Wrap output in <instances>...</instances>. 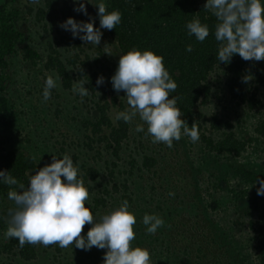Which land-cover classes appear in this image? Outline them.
Masks as SVG:
<instances>
[{
  "label": "trees",
  "instance_id": "obj_1",
  "mask_svg": "<svg viewBox=\"0 0 264 264\" xmlns=\"http://www.w3.org/2000/svg\"><path fill=\"white\" fill-rule=\"evenodd\" d=\"M89 2L85 0L86 8L100 21L94 5L101 0ZM103 2L109 12L119 10L122 14L114 29H102L103 38L113 47L110 55L101 42L89 47L59 26L69 17L83 21L80 12L74 11L78 6L74 0H39L24 10L16 6L18 0L0 3V170L27 186L29 176L39 170L27 145L58 144V154L65 152L68 140L76 136L73 143L81 149L72 158L92 197L94 217L99 220V210H114L128 200L137 217L132 245L147 248L152 264H264V195H257L260 185H254L264 179V66L257 69L256 61H245L239 54L228 64L217 61V20L204 9L206 0ZM25 17H31L47 36L43 49L35 48L22 30ZM194 18L209 26L210 34L202 43L186 29V23ZM189 44L191 52L186 51ZM132 48L163 56L178 85L170 98L179 97L177 107L189 127L194 122L198 125V142L182 136L172 148L159 143V151L152 155L148 151L156 149L146 136V124L144 132H136L133 121L115 119L117 112L129 106L125 105V93L113 89L111 77L119 56ZM35 71L42 82H35ZM44 72L59 77L66 98L65 106L57 104L53 112L52 103L42 97ZM248 75L252 79L243 82ZM100 76L105 82L97 86ZM88 78L84 87L90 94L83 101L78 94L73 96L84 107L91 104L92 111L83 112L69 96L74 81ZM26 88L31 89L24 96ZM58 97L53 89L49 101ZM73 109L79 114L71 118L76 123L73 134L58 131L52 142L57 118L64 110L71 114ZM30 113L33 119L29 120ZM136 119L141 123L138 116ZM249 120L253 137L243 131ZM19 131L28 132L16 135ZM251 145L258 149L249 151ZM9 190L0 182V264H104L107 249L93 247L80 253L71 246L25 244L20 248L18 239H5L7 212L14 207L7 196ZM170 192L175 195L169 196ZM145 213L157 214L165 221L155 235L146 233L142 223ZM243 230L248 231L244 238L234 240L231 232L245 233ZM72 253L82 258L72 260Z\"/></svg>",
  "mask_w": 264,
  "mask_h": 264
},
{
  "label": "clouds",
  "instance_id": "obj_2",
  "mask_svg": "<svg viewBox=\"0 0 264 264\" xmlns=\"http://www.w3.org/2000/svg\"><path fill=\"white\" fill-rule=\"evenodd\" d=\"M31 3H39V0H31ZM74 3L78 5L74 11L88 15L85 0H74ZM87 3H90L89 0ZM94 6L98 8L100 18L98 28L92 18L89 22H78L69 17L59 26L86 45L98 46L103 35L101 29H114L121 23L122 14L119 10L109 12L103 0ZM204 9L217 20L214 35L218 42V62L228 64L235 54L245 61H264L262 0H206ZM186 29L189 36H195L201 43L210 34L209 26L198 18L187 22ZM192 50L191 44L186 46V51ZM119 57L111 83L117 93H125L129 107L117 112L115 119L131 123L138 116L143 123L137 124L135 131L144 132L146 124V136L151 137V142L163 143L168 148H172L174 141H180L182 136L189 137L192 143L198 142V125L194 122L189 127L177 107L179 97L170 98V93L176 92L178 85L165 67L163 56L152 50L132 48ZM79 71L83 73L82 68ZM58 79V76L54 78L53 74L46 73L42 92L44 102L51 98ZM251 79V75L245 76L243 82ZM88 82L89 78L73 82L71 90L81 97V101L90 94V90L84 87ZM104 82L103 76L96 80L97 86ZM78 173V165L67 153L62 158L52 155L50 164L29 176L27 186L8 171L0 170V182L9 186L7 196L14 203V207L7 212L8 227L4 238L18 239L20 248L30 244L44 247L58 245L62 249L75 245L85 251L93 247L107 249L104 264H152L147 248L132 245L136 239L134 225L137 221L134 212L130 211L128 200H123L117 208L97 220L90 207H86L89 190ZM256 183L260 185L257 195H264V179L254 181V185ZM174 195L169 193V196ZM142 223L146 226V233L151 235L165 226L164 219L157 214L145 213ZM86 224L92 227L85 237L82 232Z\"/></svg>",
  "mask_w": 264,
  "mask_h": 264
},
{
  "label": "rangeland",
  "instance_id": "obj_3",
  "mask_svg": "<svg viewBox=\"0 0 264 264\" xmlns=\"http://www.w3.org/2000/svg\"><path fill=\"white\" fill-rule=\"evenodd\" d=\"M1 2H3V0H0V3ZM262 3H264V0H262ZM16 6H19V9L24 10L25 9V6L34 7L35 4L34 3H31V0H18V3L16 4ZM87 12H88V15H84L83 12H80L81 16H83L82 20L84 22H89L90 21V18H92V20L94 21V26L98 28L100 26L99 21L98 20H95L93 18V16H92L93 13H91V11H88V8H87ZM22 23H23L22 30H26L27 36L32 38V42L34 43L35 48H39L40 47V49H43L44 48L43 45L47 41L46 40L47 39V36L42 31L41 27L38 26V25H36V24H34V22L32 21V18L31 17H25V20L22 21ZM101 32L104 35V31L102 29H101ZM103 35H102V39H101L102 48L104 49V51L107 54L110 55L111 53H109V51H113V47L111 46V44H110V42H109L108 39L103 38ZM87 46L90 47L91 44H89ZM93 46L94 45H92L91 47H93ZM90 51L91 50L88 49V52L89 53H90ZM117 57L118 56H115V58H117ZM255 65H256L257 69H259L261 66H264V61H256ZM117 67H118V65H117ZM117 67H116V69H117ZM38 68H41V67L38 66ZM116 69L113 70L114 73H115ZM46 73L47 74H51L49 72H44L43 74L46 75ZM33 74L36 75L35 82L41 81V75L37 71H35ZM30 89L31 88H26L25 89L24 96L27 94L28 90H30ZM55 90H56L57 94L59 95V97L57 99H54L53 98L50 101L49 100L47 101V102H51L52 103V105H51V108H52L51 112L54 111V108H56L57 104H60L61 103V108H63V106H65V101L64 100H66V98L64 97V92L60 89V85H59V82L58 81H57V87L55 88ZM32 92L35 93V96L37 95L38 97L42 98L41 97V94L38 93L36 90H32ZM73 96H74V93L72 92L71 95L69 96V98L73 100V98H74ZM73 102L78 106V109H81L83 112H85V110H90V112L92 111L91 104H89L88 102H87V105L85 107L82 104H80L81 101L73 100ZM125 105H128L127 104V101H125ZM70 111H71V109H70ZM75 116H79V114L74 109L72 110V113L71 114H67L65 110H64V112H62L60 114L59 118H57L56 123H55V127H54L55 133L53 134V136H55V138L52 139V142H54L55 139L57 140V138H58V136H57L58 135V131H61L63 133L66 132L67 136H71L73 134V130L75 128L76 123H74L72 120L75 119L74 118ZM71 118H72V120H71ZM30 119H33L31 113L29 115V120ZM139 123H140V121L138 119L133 120V126L134 125L136 126ZM141 123H143V122L141 121ZM249 124H250V120L247 121V123L245 124V126L243 128V131L247 135V137H249V136H252L253 137L252 128H250ZM25 132L27 133L28 131H19V132L16 133V135L24 136ZM76 140H77L76 136L75 137H72L70 139V141L68 140L69 148H66L65 152L58 153V154L56 153V151H58V149L60 147L58 144H55L54 146H52L51 144H44L43 145V143H42V144H39V146H37V147H34L33 145H30V144L27 145V146L29 147L30 151L32 152V154H33V156H34V158L36 160V163H37L38 167L39 168H42L46 164H50L52 162V155H57L60 158H62L63 154H65V153L69 154L71 157L73 156L72 154H78L79 153V150L81 149V147L78 148V149L75 148V145H74L73 142L76 141ZM23 145H25V144H23ZM151 147H154L156 150L154 152H152L151 150H149L148 152L150 154L154 155V153H157V151H159L158 144L156 145V144L153 143V144H151ZM250 148H257L258 149V147L256 145L249 146L248 147V150L249 151H250ZM179 151H181V150H179ZM261 157H264V154H262ZM82 159H83V157L80 155L78 161L81 162ZM74 163L77 164V162H75V161H74ZM91 185L93 186L94 184H91ZM96 190H98V189H96ZM137 195H138V193H137ZM91 202H92V197L90 195L89 196V200L86 202V207L89 206L90 207V210L92 211V207H91V204H90ZM108 212H109L108 209L105 208L104 211L99 210V212H97V215L100 218V216H102L104 214H107ZM136 219H137V217H136ZM225 226H227V225H225ZM244 226L246 227V223H245ZM91 227H92V225H90V228ZM88 230L89 229H83L82 235L86 237ZM243 231L245 233H240V232H237V231L231 232V233H233V235L235 237L234 240H236L238 242H239L238 238H240V240H242L244 238V235L248 233V231H246V230H243ZM234 240L232 239L230 241L231 242H234ZM192 242H195V238H193V241ZM199 243H200V241L197 240V244H199ZM238 244L241 245V244H244V243L240 242ZM71 250L72 251L74 250L75 252L83 253V250L76 248L75 245L73 247L71 246ZM71 256H72V260L73 259H78L79 260L80 258H82V256L81 257L80 256L79 257H76L77 254H75V253H72ZM163 256H165V253H164ZM209 261L211 263H213L211 261V259H209Z\"/></svg>",
  "mask_w": 264,
  "mask_h": 264
}]
</instances>
